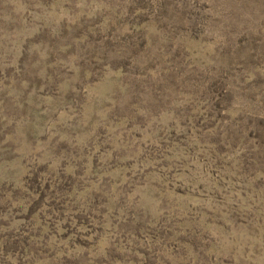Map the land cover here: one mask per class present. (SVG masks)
I'll list each match as a JSON object with an SVG mask.
<instances>
[{
  "label": "rangeland",
  "instance_id": "374dc122",
  "mask_svg": "<svg viewBox=\"0 0 264 264\" xmlns=\"http://www.w3.org/2000/svg\"><path fill=\"white\" fill-rule=\"evenodd\" d=\"M0 264H264V0H0Z\"/></svg>",
  "mask_w": 264,
  "mask_h": 264
}]
</instances>
